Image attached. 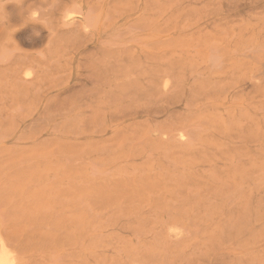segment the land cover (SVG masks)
<instances>
[{
	"label": "rangeland",
	"instance_id": "rangeland-1",
	"mask_svg": "<svg viewBox=\"0 0 264 264\" xmlns=\"http://www.w3.org/2000/svg\"><path fill=\"white\" fill-rule=\"evenodd\" d=\"M263 2L0 0V264H264Z\"/></svg>",
	"mask_w": 264,
	"mask_h": 264
},
{
	"label": "bare ground",
	"instance_id": "bare-ground-1",
	"mask_svg": "<svg viewBox=\"0 0 264 264\" xmlns=\"http://www.w3.org/2000/svg\"><path fill=\"white\" fill-rule=\"evenodd\" d=\"M11 1H12V0H11ZM26 1L29 2V1H32V0H26ZM35 1H36V2H40V0H35ZM157 2H158V1H157ZM263 3H264V2H263ZM34 4H35V2H34L32 5H34ZM149 4H150V3H149ZM155 4H156V3H155ZM54 6H56V5H54ZM54 6H53V7H54ZM35 12H36V11H35ZM37 12H38V11H37ZM47 12H48V11H47ZM38 13L41 14V13H43V12H38ZM65 14H67V13L65 12L64 15H65ZM89 14H90V13H89ZM42 15H43V14H42ZM71 15H72L71 13H68L67 16H64V18H63V20H62V23L67 24V27L71 25V24L69 23V20L71 19V17H70ZM37 18H40V16H38ZM35 19H36V18H35ZM255 19H256V18H255ZM43 20H45L44 22H47L46 19H43ZM47 20H48V19H47ZM240 20H241V19H240ZM44 24H45V23H44ZM67 27H66V28H67ZM83 28H84V30H87V31H88V28H89V30H91V29L93 28L92 23L90 22V20H89L88 17H85V25L83 26ZM91 32H92V31H91ZM69 36H70V35H69ZM39 37H40V36H39ZM73 37H74V36H73ZM67 38H68V35H67ZM120 38H121V37H120ZM28 40H29V39H28ZM71 40H73V39H71ZM48 43H49V42H48ZM105 53H106V52H105ZM108 54H109L108 56H110V53H108ZM93 56H94V55H93ZM122 56H123V55H121L120 53H119V54H116V56H115V60H116L115 64H117V63L119 64L120 62H124V59H122ZM95 57H96V56H95ZM109 58H112V57H108V59H109ZM214 58H215V57H214ZM112 59H113V58H112ZM127 59H128V61H127L126 64H125L126 66L123 65V63H120V64H122V65H121V68H122V66H124V68H125V67H126V68H128V67L131 68L132 65H133V66L135 65L134 56H133L132 54L128 55V56H127ZM113 60H114V59H113ZM218 60H219V59H218ZM218 60H217V61H218ZM1 61H2V60H1ZM149 61H154V62H155V61H156V60H155V57L150 56ZM159 61H160V60H159ZM165 61H166V60H165ZM210 61H211V60H210ZM214 61H215V59H214ZM217 61H216V62H217ZM157 62H158V60L156 61V63H157ZM160 62H162V60H161ZM209 63L214 64L215 62L213 63V61H212V62H209ZM50 64H52V63H50ZM200 64L202 65V62H201ZM85 65H86V64H85ZM137 65H138V66H137ZM139 65H140V63H138V62H137V64L135 65V66H137V70H138V71L141 70V71H140L141 74H137V76H140L141 78H142L143 76H146V77H147V78L144 79L143 81H141L140 78H133V79H128V78H126V77L130 76V73H128V72L126 71V70L129 71V70H130L129 68H128V69H125L126 73H125L124 69L122 68V69H123L122 71H124V72H123V73L120 72L121 74L118 72L120 75H118V73H116L117 75H115V74H113V73L111 74V71L108 70V68H113V67H110V66H111V63H109V61H107V60L105 61V59H103V58H100V57L98 58V57H96L95 60H92L91 63H89L88 65H86L87 67H88V66H89V67H90V66L92 67V70H90V72H91V75L94 76V77H92L90 74H89V75H90V77L93 78L92 80H93V82H94V84H95V86H96V88H95V89H96V93H94L93 91H91V92H93V93L90 94V95H88V97H87L86 99L89 100V99H93V98H95V99L101 101L102 96H103L104 93L102 92V89H101L100 86H101L102 84H104L105 82H106L105 84L108 85V83L111 84L112 82H119V81L121 82V81H123L124 84H126V85H124V87H123V85H122V88L124 89V88L126 87V89H127V88L129 87L127 90H124V91H123V90H120V93H110V94H107L108 96H106V97L103 96L105 99H108V101H110V100H116V101L119 102V101H120V98H121V96H122L123 94L125 95V96H124V98H125V97L127 96V94H130V90L132 89V86H134V85H139L140 83H143L142 86H144V84H145L147 88H149V87L151 86V89H149V91L146 89V87H145V88H142L141 85H140V87H139V88H141L140 90L137 89L138 87L136 88V91L139 90V91L142 93V94H140V93L138 92V93L141 95V98L143 97L144 93H145V95H148V93H150V92H152V91H153V92H154V91L157 92V91H158V90H157L158 87H156L157 84L154 83V80H155L154 76H157V77H158L157 74H159V73L157 72V74H154L153 72H151V74H148V73H146V71H143L144 69H143L142 67H139ZM209 65H210V64H209ZM142 66H143V65H142ZM231 66H232V65H231ZM87 67H86V68H87ZM89 67H88V68H89ZM91 67H90V68H91ZM190 67L192 68V66H190ZM195 67H196V66H195ZM208 67H210V66H208ZM208 67H207V69H208ZM211 67H212V66H211ZM234 67H235V66H234ZM234 67H233V68H234ZM83 68H84V66L82 67V69H83ZM86 68H85V70H86ZM88 68H87V69H88ZM138 68H139V69H138ZM170 68H171V67H170ZM191 68H189L190 71H192V69H193V68H192V69H191ZM235 68H236V67H235ZM131 69H132V68H131ZM133 69L135 70L136 67H134ZM133 69H132V70H133ZM166 69H168V68H166ZM196 69H197V68H196ZM110 70H111V69H110ZM132 70H131V72H132ZM153 70H154V68H153ZM205 70H206V69H205ZM219 70H220V69H219ZM19 71H20V70H19ZM26 71H27V70H25V72H26ZM28 71H29V70H28ZM28 71H27V72H28ZM88 71H89V69H88ZM88 71H87V72H88ZM112 71H113V72H117L118 70H117V71H116V70L114 71V70L112 69ZM155 72H156V69H155ZM28 73L30 74V72H28ZM28 73H27V74H28ZM138 73H139V72H138ZM163 73H164V70L162 71V76L164 75ZM29 74H28L27 76H29ZM31 74H32V73H31ZM31 74H30V75H31ZM147 74H148V75H147ZM170 74H171V73H170ZM25 75H26V74H25ZM25 75H24V76H25ZM133 75H134V74H133ZM191 75H192V73H191ZM87 76H88V75H87ZM166 76H167V75H166ZM22 77H23V76H22ZM30 77H31V76H30ZM117 77H118V78H117ZM175 77H176V76H175ZM236 77H237V76H236ZM240 77H241V76H240ZM249 77H250V76H249ZM26 78H27V77H26ZM26 78H25V79H26ZM111 78H112V79H111ZM125 78H126V79H125ZM172 78H173V77H172ZM217 78H218V77H217ZM237 78H238V77H237ZM27 79H28V78H27ZM90 79H91V78H90ZM160 79H161V77H160ZM160 79L158 78V80H160ZM182 79H184V78L182 77ZM242 79H244V78H242ZM246 79L248 80L249 78L246 77ZM246 79H245V80H246ZM87 80H89V78H88ZM145 80H147L146 83H144ZM175 80L177 81V80H179V79H177V78L174 79V83L176 82ZM193 80H194V79H193ZM193 80H192V81H193ZM251 80H252V79H251ZM195 81L198 83L197 85L200 84V85H199V88H200L199 91H202V90H201V87H202V86H201V82L199 83V82L197 81V79H196ZM90 82H91V81H90ZM103 82H104V83H103ZM107 82H108V83H107ZM120 82L118 83V87L121 85ZM193 82H194V81H193ZM196 82H194V85H195ZM247 82H248V81H247ZM251 82H253V81H251ZM174 83H173V86H174ZM213 83H215V82H213ZM91 84H92V83H91ZM175 84H177V83H175ZM179 84H180V83H179ZM209 84H211V83H209ZM209 84H208V85H209ZM203 85H204V84H203ZM206 85H207V84H206ZM213 85H214V84L209 85V86H211L212 88H214L213 91L216 90L215 88H218V87H219V86H218V87H215V86H216V83H215V86H213ZM231 85H232V83H231ZM252 85H253V83H252L250 86L253 87ZM166 86H167V85L165 84L164 87H163V88H164V89H163V93H161V94H163V95H167V93H166ZM173 86H172V87H173ZM175 86H177V87L179 88V85H175ZM175 86H174V88H176ZM180 86H181V85H180ZM209 86L207 87V86L204 85V88H208V92H207L208 94H209ZM220 86H223V85H220ZM108 87H109V86H108ZM118 87H117V89H118ZM154 87H156V88L154 89ZM169 87H170V86H169ZM112 88H113V87H112ZM122 88L119 87V89H122ZM133 88H134V87H133ZM199 88H198V89H199ZM220 88H221V87H219V89H220ZM32 89H33V88H32ZM86 89H87V88H86ZM117 89H116V90H117ZM128 90H129V91H128ZM133 90H134V89H132V91H133ZM168 90H169V91H168V92H169V96H168V95H167V96H168V98H170V96H171V95H170V92H171V91H170V89H168ZM175 90H176V89L173 90V91H174V94L176 93ZM177 90H178V89H177ZM181 90H182V87H181ZM211 90H212V89H211ZM217 90H218V89H217ZM217 90H216V91H217ZM36 91H37V90H36ZM38 91H39V90H38ZM78 91H79V90H78ZM84 91H85V90H84ZM84 91H83V92H84ZM88 91H89V90H88ZM88 91H87V93L84 92V94L87 95V94H88ZM127 91H128V92H127ZM134 91H135V90H134ZM134 91H133L132 95L134 94ZM136 91H135V94H136ZM194 91H195V90H194ZM194 91H193V92H194ZM197 91H198V90H197ZM213 91H212V92H213ZM224 91H225V90H224ZM224 91H223V93H224ZM74 92H75V91H74ZM125 92H126V93H125ZM193 92H192V93H193ZM204 92H205V89H204ZM204 92H202V93L204 94ZM217 92H218V91H217ZM217 92H216V94H217ZM101 93H103L102 96H101ZM190 93H191V92H190ZM192 93H191V96H192ZM194 93H195V94H194L195 96H193V97H196L197 92L195 91ZM199 93H201V92H199ZM225 93H226V92H225ZM81 94H82V93H81ZM151 94H153V93H151ZM151 94H149V96H148L149 98L151 97ZM177 94H178V93H177ZM208 94H206V96H207ZM85 95H84V96H85ZM145 95H144V96H145ZM178 95H181V94H178ZM200 95H201V94H200ZM70 96H72V95H70ZM76 96H77V95H76ZM80 96H81V95H80ZM134 96H135V95H134ZM154 96H155V95H154ZM210 96H211V95H210ZM210 96H209V97H210ZM67 97H68V96H67ZM67 97H66V98H67ZM130 97H131V95H130ZM130 97H128V98L130 99ZM145 97H146V96H145ZM145 97H144V98H145ZM174 97H176V96H174ZM207 97H208V96H207ZM207 97H206V99H207ZM68 98H69V97H68ZM75 98H76V97H75ZM139 98H140V97H139ZM151 98H153V96H152ZM168 98H167V99H168ZM188 98H190V97H188ZM191 98H192V97H191ZM145 99H147V97H146ZM167 99H166V100H167ZM223 99H225V98H223ZM130 100H131V99H130ZM147 100L149 101V104H150V106H151L152 103H150V101L154 102V101H156L157 99H154V98H153V99H150V100L147 99ZM198 100H200V98H199ZM62 101H63V100H62ZM100 101H98V103L102 104V103H101L102 101H101V102H100ZM106 101H107V100H106ZM116 101H115V102L113 101V102L116 103ZM168 101H169V100H168ZM189 101H190V100H189ZM63 102H64V101H63ZM65 102H66V101H65ZM93 102H94V100L92 101V103H93ZM95 102H97V101L95 100ZM120 102H121V101H120ZM177 102H178V101H176V103H177ZM98 103H97V104H98ZM107 103H108V102H107ZM109 103H111V101H110ZM109 103H108V104H109ZM131 103H132V102H131ZM143 103H144V102H143ZM158 103H160V102H157V106H158V105L160 106V104H158ZM87 104H88V103H87ZM97 104H96V105H97ZM133 104H134V103H133ZM135 104L137 105V104H139V103L136 102ZM135 104H134V105H135ZM93 105H95V104H93ZM96 105H95V106H96ZM140 105H141V104H140ZM144 105H145V104H144ZM152 105H153V104H152ZM77 106H78V105H77ZM98 106H100V105L98 104ZM137 106H138V105H137ZM137 106H136V107H137ZM147 106H149V105H147ZM155 106H156V105H155ZM70 107H71V106H70ZM83 107L85 108L84 105H83ZM136 107H131V108H133V109L135 108V109H136ZM153 107H154V106H153ZM189 107H190V106H189ZM96 108H98V107H96ZM122 108H123V109H121V111L124 110V111L128 112V110H125L126 108H125L124 106H123ZM128 108H130V107L128 106ZM128 108H127V109H128ZM145 108H146V107H145ZM145 108H144V109H145ZM161 109H162V108H161ZM94 110H95V109H94ZM130 110H132V109H130ZM155 110L159 111V108L157 107ZM155 110H154V111H155ZM98 111H99V110H98ZM98 111H97V112H98ZM113 111H114V109H113ZM115 111H116V110H115ZM144 111H145V110H144ZM97 112H96V113H97ZM100 112L104 113L103 111H100ZM100 112H98V113H100ZM133 112H134V110H133ZM155 112H156V111H155ZM114 113H115V112H114ZM156 113H157V112H156ZM100 114H101V113H100ZM120 114H121V113H120ZM120 114H119V115H120ZM124 114H125V113H124ZM41 115H42V114H41ZM133 115H134V114H133ZM156 115H157V114H156ZM115 116H117V115H115ZM176 116H177L178 118L180 117V115H179V116L176 115ZM177 117H175L176 120H178ZM175 119H174V121H175ZM182 119H183V118H181V120H182ZM184 119H185V121H187L189 118L186 119V118L184 117ZM190 119H191V117H190ZM248 119H249V117H248ZM67 120H68V119H67ZM69 120H70V119H69ZM71 120H72V119H71ZM35 121H36V120H35ZM35 121H33V122H35ZM65 121H66V120H65ZM76 121H77V120H76ZM88 121H89V120H88ZM182 122H183V120H182ZM68 123H69V122H68ZM72 123H73V122H71V125H72ZM74 123H75V122H74ZM74 123H73V124H74ZM77 123H79V122H77ZM87 123H88V122H87ZM30 124H31V123H30ZM171 124H172V123H171ZM32 125H33V124H32ZM69 125H70V123H69ZM99 125H100V124H99ZM66 126L68 127V124H66ZM164 126H165V125H164ZM172 126H173V125H172ZM157 127H159V126H157ZM64 128H65V126H64ZM64 128H63V129H64ZM69 129H70V127H69ZM69 129H68V130H69ZM228 129H229V128H228ZM29 130H30V129H29ZM141 130H142V129H141ZM166 130H167V131H170V130H168V129H166ZM226 130H227V129H225V131H226ZM225 131H224V132H225ZM227 131H228V130H227ZM66 133H67V132H66ZM174 133H176V132H174ZM196 133H197V132H196ZM242 133H243V132H241V135H242ZM67 134H68V133H67ZM186 134H188V132H187ZM25 135H26V134H25ZM27 135H29V134H27ZM76 135H77V133H76ZM174 135H176V134H174ZM177 136H178V135H177ZM177 136H175V137L173 136V137L176 138ZM248 136H249V135H248ZM248 136H247V137H248ZM173 137H171V138L169 137V138L174 140ZM184 137H185L184 134H182V133L179 134V141H183ZM236 137H238V136H236ZM169 138H168V139H169ZM191 138H192V137H191ZM133 139H134V138H133ZM188 139H189V138H188ZM17 140H18V139H17ZM143 140H145V138H144ZM130 141H131V140H130ZM141 141H142V140H141ZM170 141H171V140H170ZM171 142H172V141H171ZM140 144H141V142H140ZM149 145H150V143H149ZM213 145H214V144H213ZM160 146H161V145H160ZM154 147H155V146H154ZM218 147H219V146H218ZM140 148H141V147H140ZM163 148H164V144H163V146H162V150H163V152H165V149H163ZM255 148H256V147H255ZM154 149H155V148H154ZM159 149H161V148H159ZM156 150H158V149L156 148ZM167 150H168V147H167ZM167 150H166V151H167ZM126 157H127V156H126ZM226 157H227V156H226ZM114 158H115V157H114ZM228 159H229V158H228ZM230 159H231V158H230ZM171 161H172V160H171ZM212 162H213V161H212ZM260 162H261V161H260ZM208 165H209V164H208ZM241 171H242V170H241ZM243 171H244V169H243ZM164 172H165V171H164ZM244 172H245V171H244ZM260 173H261V172H260ZM261 174H262V173H261ZM262 177H263V176H262ZM263 178H264V177H263ZM243 180H244V179H243ZM256 183H257V182H256ZM256 183H255L254 187L256 186ZM225 184H226V183H225ZM202 186H203V185H202ZM247 186H248V185H247ZM236 190H237V189H236ZM170 191H171V190H170ZM169 193H170V192H169ZM169 196H170V195H169ZM182 199H183V198H182ZM209 205H210V204H209ZM241 205H242V204H241ZM207 206H208V205H207ZM228 206H229V205H228ZM86 208H88V207H86ZM207 208H208V207H207ZM123 209H124V208H123ZM148 209H149V208H148ZM155 209H156V208H155ZM149 210H150V209H149ZM87 211H88V210H87ZM168 212H169V211H168ZM237 212H238V211H237ZM121 214H122V213H121ZM166 214H167V213H166ZM90 215H91V214H90ZM70 216H71V215H70ZM89 217H90V216H89ZM156 217H157V216H156ZM205 217H206V216H205ZM90 218H91V217H90ZM152 219H154V218H152ZM224 219H225V218H224ZM226 220H228V219H226ZM164 223H165V222H164ZM78 225H80V224H78ZM78 225H76V226H78ZM86 226H87V225H86ZM131 227H132V226H131ZM166 227H167V226H166ZM229 227H230V226H229ZM79 228H80V227H79ZM231 228H232V227H231ZM235 228H236V227H235ZM3 231H4V230H3ZM3 233H4V232H3ZM47 234H48V233H47ZM69 235H70V233H69ZM63 236H64V235H63ZM9 237H10V236H9ZM14 238H15V237H14ZM11 239H12V237H11ZM11 241H12V240H11ZM25 241H26V238H25ZM15 242H16V240H15ZM23 242H24V241H23ZM13 243H14V242H13ZM10 244H12V242H11ZM10 244H9V245H10ZM21 245H22V244H21ZM7 246H8V245H7ZM16 246H17V245H16ZM16 246H15V247H16ZM23 246H24V244H23ZM23 246H22V247H23ZM176 246H177V245H176ZM18 247H19V246H18ZM164 247H165V245H164ZM183 247L185 248L186 246H183ZM12 248H13V247H12ZM23 248H25V246H24ZM19 249H20V248H19ZM161 249H162V248H161ZM161 251H163V250H161ZM146 252H147V251H146ZM200 252H201V251H200ZM133 253H134V252H133ZM135 253H136V252H135ZM152 253H153V252H152ZM153 254H154V253H153ZM153 254H152V256H153ZM155 254H156V253H155ZM155 254H154V255H155ZM179 254H180V253H179ZM160 255H161V254H160ZM160 255H159V256H160ZM149 256H150V255H149ZM155 256H158V254H156ZM180 256H181V255H180ZM132 257H133V256H132ZM143 257H144V256H143ZM150 257H151V256H150ZM103 258H104V257H103ZM133 258H134V257H133ZM144 258H145V257H144ZM144 258H143V259H144ZM185 258H187V257H185ZM40 259H41V258H40ZM128 259H129V258H128ZM159 259H160V258H159ZM159 259H158V260H159ZM98 260H99V259H98ZM100 260H101V259H100ZM153 260H154V258H153ZM223 260H224V259H223ZM93 261H94V260H93ZM95 261H96V260H95ZM133 261H134V260H133ZM163 261H164V260H163ZM229 261H230V260H228V262H229ZM114 262H115V261H114ZM145 262H146V261H145ZM219 262H220V261H219ZM226 262H227V261H226ZM226 262H225V263H226ZM228 262H227V263H228ZM101 263H102V260H101ZM222 263H224V262H222ZM263 263H264V262H263ZM35 264H36V263H35ZM42 264H43V263H42ZM94 264H95V263H94ZM125 264H126V263H125ZM129 264H130V263H129ZM228 264H229V263H228ZM261 264H262V263H261Z\"/></svg>",
	"mask_w": 264,
	"mask_h": 264
}]
</instances>
